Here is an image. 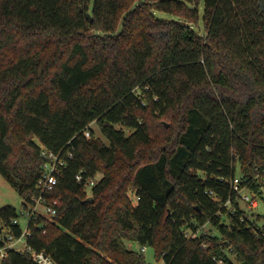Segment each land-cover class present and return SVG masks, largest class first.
<instances>
[{
    "label": "trees",
    "instance_id": "16d2710c",
    "mask_svg": "<svg viewBox=\"0 0 264 264\" xmlns=\"http://www.w3.org/2000/svg\"><path fill=\"white\" fill-rule=\"evenodd\" d=\"M262 1L0 0V173L25 206L38 142L74 152L46 197L56 214L30 220L34 249L59 264H151L132 241L164 264H264V225L233 185L264 187ZM17 216L1 207L0 232L20 237ZM4 264L36 263L9 248Z\"/></svg>",
    "mask_w": 264,
    "mask_h": 264
},
{
    "label": "built area",
    "instance_id": "2783aa9c",
    "mask_svg": "<svg viewBox=\"0 0 264 264\" xmlns=\"http://www.w3.org/2000/svg\"><path fill=\"white\" fill-rule=\"evenodd\" d=\"M87 136L91 135V131L88 130L86 132ZM39 147L41 150V155L45 158V163L43 166V172L38 180L37 188L39 190V195L37 197H32L30 201L26 202V205L18 211V216L13 220L14 223L20 224V216H26L28 218L27 226L24 229H22V234L20 237H16L13 234H4L0 232V240L4 241V245L0 247V264H4L6 258L8 257V249L14 248V242L18 241L21 237L25 238V248L18 250L19 252L28 254L32 260L36 264H59L51 254L47 253L45 250H36L34 249L27 241L28 237L31 235L30 230V220L33 217L37 216H44L49 220H52L54 215L56 214V210L47 204L46 197L47 195L55 188L58 182V176L61 172V167L65 165L66 163V157L72 158L74 155V152L72 150H67L65 155L63 154V151L54 152L50 150L47 146H45L43 143L38 142ZM100 174H95L93 176H84L82 172H79L76 175V180L83 184L87 189L91 190L93 186H95L98 182L97 176ZM240 184V178L236 177L233 180V185L236 190L240 192V198L245 199L250 202L253 206H257V200L253 197H256L258 194L252 192V199H250L249 194H242V190L239 188ZM44 206L45 212H40L39 207ZM21 226V224H20ZM42 224L40 225V227ZM196 236V233L195 235ZM147 249V246H142L140 251L145 252Z\"/></svg>",
    "mask_w": 264,
    "mask_h": 264
},
{
    "label": "rangeland",
    "instance_id": "374dc122",
    "mask_svg": "<svg viewBox=\"0 0 264 264\" xmlns=\"http://www.w3.org/2000/svg\"><path fill=\"white\" fill-rule=\"evenodd\" d=\"M199 28L201 29V32H202L203 31L202 25ZM92 128L94 129V133L97 137H101L102 139H104V137L102 136L96 124H92ZM128 133H130V130H128ZM35 140L36 142H38L37 139ZM240 174H241L240 168L238 167V175ZM99 177L100 175L97 176L98 179ZM241 190H242L243 195L247 193L250 195V199H252V191L246 188L241 189ZM260 190H262V195L258 194L256 197H253L254 199L257 200V206H253L252 204H250L249 201L245 199H241V198L239 199V204L242 210L246 212V215L251 221L256 222L259 226H263L264 225V187L261 188ZM131 196L134 202L136 203V198L134 197L133 193H131ZM24 203H25L24 198L10 185V183L0 173V208L5 205H12L16 207L18 211H20L24 207ZM228 207L232 208L230 205H228ZM39 209H40V212L42 213L45 212L44 206H40ZM224 218H225L224 221L230 225L229 218H227L226 216H224ZM27 223H28V218L26 216H20V224H21L22 229L25 230ZM1 227H3L2 229L3 233L6 234L8 231V228L6 226H3L2 224H1ZM200 231L207 232V233H212V232L217 233L216 230L213 229L210 224H206L205 226H203ZM196 233L199 234V231H197ZM188 234L189 236H193L195 235V232H192L189 230ZM25 241H26L25 238L21 237L18 241L14 242V249H18V250L24 249L26 246ZM127 246L129 249H133L136 251H140L142 247V245L140 246L138 243L132 242V241H127ZM142 254L144 255L147 263L164 264L163 259H161L160 261L156 259L155 251L152 246L147 245L146 251L142 252ZM229 256L236 263H238L234 255L231 254Z\"/></svg>",
    "mask_w": 264,
    "mask_h": 264
},
{
    "label": "water",
    "instance_id": "95a60500",
    "mask_svg": "<svg viewBox=\"0 0 264 264\" xmlns=\"http://www.w3.org/2000/svg\"><path fill=\"white\" fill-rule=\"evenodd\" d=\"M262 6L264 7V1H262ZM88 19H89L90 21H92V17H91L90 14H88ZM86 200H87V201H93V196H92V195L88 196ZM42 226H43V224H42ZM0 229H1V228H0Z\"/></svg>",
    "mask_w": 264,
    "mask_h": 264
}]
</instances>
